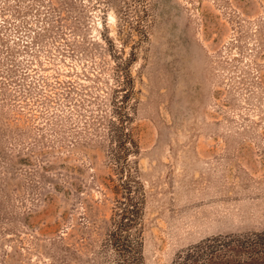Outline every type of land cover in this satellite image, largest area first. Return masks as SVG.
I'll use <instances>...</instances> for the list:
<instances>
[{
  "label": "rangeland",
  "instance_id": "374dc122",
  "mask_svg": "<svg viewBox=\"0 0 264 264\" xmlns=\"http://www.w3.org/2000/svg\"><path fill=\"white\" fill-rule=\"evenodd\" d=\"M130 86L133 181L94 118ZM125 195L140 264L264 230V0H0V264H111Z\"/></svg>",
  "mask_w": 264,
  "mask_h": 264
},
{
  "label": "trees",
  "instance_id": "16d2710c",
  "mask_svg": "<svg viewBox=\"0 0 264 264\" xmlns=\"http://www.w3.org/2000/svg\"><path fill=\"white\" fill-rule=\"evenodd\" d=\"M126 77L129 82V75ZM119 85L120 89L126 88L122 82ZM130 90L131 86L120 93L118 99H115L118 95L112 98V115L99 113L94 117L97 127L100 126L108 140L114 164L123 161L115 164L116 172L125 171L127 181L134 180L131 178L129 154L138 152L137 141L128 126L131 113L124 108L125 97ZM139 205L138 200L127 195L114 200L109 226L100 242V247H109L111 264H140ZM169 264H264V230L205 236L179 250Z\"/></svg>",
  "mask_w": 264,
  "mask_h": 264
}]
</instances>
